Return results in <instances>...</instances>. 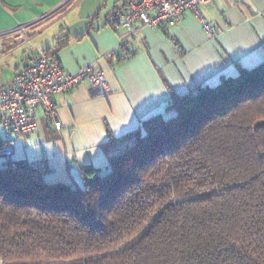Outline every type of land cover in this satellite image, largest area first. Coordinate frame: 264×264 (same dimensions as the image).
<instances>
[{"label": "trees", "instance_id": "1", "mask_svg": "<svg viewBox=\"0 0 264 264\" xmlns=\"http://www.w3.org/2000/svg\"><path fill=\"white\" fill-rule=\"evenodd\" d=\"M167 110L82 186L0 159V264H264V61Z\"/></svg>", "mask_w": 264, "mask_h": 264}, {"label": "crops", "instance_id": "2", "mask_svg": "<svg viewBox=\"0 0 264 264\" xmlns=\"http://www.w3.org/2000/svg\"><path fill=\"white\" fill-rule=\"evenodd\" d=\"M119 1L0 0V33L35 22L26 41L0 37V86L12 82L35 49L56 56L68 73L94 64L110 86L98 91L83 82L55 95L60 130L38 110V130L25 140L4 133L13 159L45 164L46 171L78 166L81 173V166L101 167L103 158L109 160L107 149L114 150L113 139L139 132L153 115L174 113L167 110L173 91L186 94L200 84L215 86L237 75L240 67L264 61V0L201 5L205 21L218 32L215 37L191 11L176 25L144 27L142 42L128 44L137 53L125 60L119 58L125 30L108 22Z\"/></svg>", "mask_w": 264, "mask_h": 264}, {"label": "built area", "instance_id": "3", "mask_svg": "<svg viewBox=\"0 0 264 264\" xmlns=\"http://www.w3.org/2000/svg\"><path fill=\"white\" fill-rule=\"evenodd\" d=\"M212 0H120L119 9L109 19L112 28H123L121 46L130 41L142 42L144 27L159 28L163 23L176 25L186 11L194 12L202 20L203 28L212 37L217 35L215 27L207 23L200 10L201 5ZM35 22L20 23L14 29L0 33L14 35L18 42L30 37V28ZM136 48V47H135ZM87 82L92 89L108 91L110 86L105 73L94 64L81 67L76 73H68L56 56L42 49H35L27 65L16 73L12 82L0 86V143L8 132L13 139L25 140L38 130L37 112L50 121L57 130L62 128L58 106L54 96L72 91ZM13 147L0 146V156L11 157Z\"/></svg>", "mask_w": 264, "mask_h": 264}, {"label": "rangeland", "instance_id": "4", "mask_svg": "<svg viewBox=\"0 0 264 264\" xmlns=\"http://www.w3.org/2000/svg\"><path fill=\"white\" fill-rule=\"evenodd\" d=\"M31 27H32V25H31ZM173 114L174 113H168V111H167V113L165 112L164 116L166 118H169V117L173 116ZM137 137H138V135H134L131 140L137 139ZM131 140H129V141L131 142ZM108 150L109 149H107V153L109 154V151L110 150L109 151ZM112 152H113V154H115L114 152H116V150H113ZM2 158L3 157L0 156V159H2ZM100 166H101V168H102L103 171L104 170H107L109 168V160L106 161L103 158V161H102V163H101ZM43 167L46 169L48 166L45 165V164H43ZM71 168H72V166H67L65 169L58 168L55 171L54 170L44 171V177L47 180H54V181L55 180L72 181V182L78 183V184H80L82 186L83 185V181H82V178H81L80 167L74 166V168L76 169L74 171H72ZM62 176H64V177H62Z\"/></svg>", "mask_w": 264, "mask_h": 264}, {"label": "water", "instance_id": "5", "mask_svg": "<svg viewBox=\"0 0 264 264\" xmlns=\"http://www.w3.org/2000/svg\"><path fill=\"white\" fill-rule=\"evenodd\" d=\"M98 91H100V89H98Z\"/></svg>", "mask_w": 264, "mask_h": 264}]
</instances>
